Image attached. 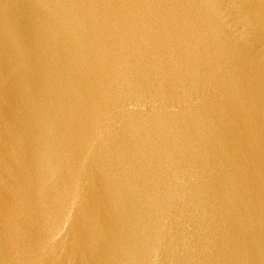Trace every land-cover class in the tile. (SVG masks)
Returning <instances> with one entry per match:
<instances>
[{
  "label": "water",
  "instance_id": "95a60500",
  "mask_svg": "<svg viewBox=\"0 0 264 264\" xmlns=\"http://www.w3.org/2000/svg\"><path fill=\"white\" fill-rule=\"evenodd\" d=\"M0 264H264V0H0Z\"/></svg>",
  "mask_w": 264,
  "mask_h": 264
}]
</instances>
